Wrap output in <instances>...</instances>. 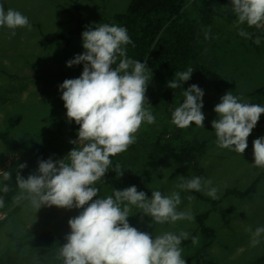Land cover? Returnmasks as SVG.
<instances>
[{
    "label": "rangeland",
    "instance_id": "1",
    "mask_svg": "<svg viewBox=\"0 0 264 264\" xmlns=\"http://www.w3.org/2000/svg\"><path fill=\"white\" fill-rule=\"evenodd\" d=\"M75 2L80 9V24L94 25L117 24L114 16L124 12L130 0H5V8L20 11L31 23V30L18 27L15 35L11 37V30L0 27V130H8L14 142L24 147L23 150L11 152L0 142V169L10 171V182L15 181L16 166L19 163H26L24 169H19L20 174L26 178L37 168L38 159H47L50 156L61 159L75 147L69 141L76 139L79 125L74 121L70 122L66 117L58 85L66 78L78 77L82 71V64L72 67H66L65 64L74 54L83 52L81 33L73 38L67 50L62 49L61 43L47 47L44 45L45 35L55 36L78 26V22L64 12L72 11ZM237 27L251 33L252 39L256 37L255 26L236 24L228 0L217 14L214 24L206 30L208 39L204 38L202 43L201 62L222 76L226 92L230 91L246 102L264 104L262 93L252 96L257 90L264 92V51L261 41L255 44L252 39L239 36ZM260 30L264 31V27ZM202 89V112L205 116L203 128L191 123L182 129L187 138L207 142V153L199 156L197 161L204 169V178L211 179L212 186L217 188L218 199L215 200L219 203L211 207L209 201L199 200L177 188L176 185L182 182L181 177L186 179L192 172L187 169L173 176L178 169L177 163L157 154L153 149L156 133L166 123L171 126L173 124L171 113L169 116L158 101L161 93L151 78L145 95L151 105L148 107L156 118L155 123L142 122L134 133L135 143L121 152L120 158L126 170L136 177V183L140 187H137L138 191L143 190L147 196L151 195L152 190H159L164 194L178 191L181 203L177 210L190 211L194 219L157 223L151 221V217L139 213L140 210L135 206H130L131 216L127 219L131 226L154 236L165 231H185L189 236H198L197 245L194 246L191 242L182 247V256L186 263L199 251L202 256L218 264H251L264 254V238H261L258 245L251 247L250 233L245 231L246 226L255 229L264 225V167L252 164V140L264 135V129L255 131L242 154L219 148L210 123L216 119L213 108L219 99L215 98L209 87L204 86ZM182 101L183 96L180 93L173 96L171 105L177 107ZM261 115L264 116V113ZM16 116H20V121L10 129L8 121ZM76 147L81 145L77 144ZM34 155L36 157L30 164ZM258 176L261 178L256 191L245 199L222 198L224 189L244 190ZM96 185L100 197L111 195L112 189L128 187L114 180L107 172ZM204 191L198 193L208 197ZM208 198L212 200L211 197ZM78 211L75 208L64 209L57 206H42L34 211L26 201L17 203L14 199L8 212L0 214V254L9 243L8 233L22 235L39 226L49 214L60 215L58 229L64 240L70 231L67 221L77 215ZM202 212H208L206 225L214 231V238L208 247H204L206 239L195 223L196 214ZM23 264L51 263L48 261L46 249L38 247L29 253ZM189 264L201 262L192 259Z\"/></svg>",
    "mask_w": 264,
    "mask_h": 264
},
{
    "label": "clouds",
    "instance_id": "2",
    "mask_svg": "<svg viewBox=\"0 0 264 264\" xmlns=\"http://www.w3.org/2000/svg\"><path fill=\"white\" fill-rule=\"evenodd\" d=\"M229 3L237 25L264 27V0H229ZM0 27L11 30V37L18 27L31 30V23L26 15L5 8V0H0ZM237 34L252 39V34L243 28L237 27ZM204 35L208 39V33ZM81 39L83 52L74 54L65 64L66 67L82 64V71L78 77L66 78L58 85L66 117L79 125L76 139L69 141L75 147L61 159L51 156L38 159L37 168L26 178L19 172L26 163H19L15 202L26 201L34 211L42 206L79 210L67 221L70 231L58 251L61 264H186L181 242L188 239L189 233L165 231L154 236L131 226L127 219L131 216L130 206H135L139 213L157 223L193 220L190 211L177 210L181 203L178 191L164 194L152 190L147 196L130 185L112 189L111 195L98 196L96 182L111 169L110 157L135 143L134 133L142 122L155 123L145 95L152 76L146 62L126 55L125 45L135 47V44L124 26L90 24L81 32ZM252 42L259 44L260 37ZM192 72L188 68L175 73L178 79L168 81L167 87L177 88L179 82L190 79ZM182 96L183 101L171 113V123L177 128H187L191 123L203 128L204 90L190 84ZM213 111L216 119L210 123L216 145L242 154L247 148V138L264 113V104L246 102L228 91L219 98ZM77 144L81 147L77 148ZM252 150V164L264 167V135L252 140ZM11 178L10 171L0 169V193L9 191L5 182ZM181 181L176 185L180 190H205V195L218 199V190L211 179L192 176L181 177ZM3 206L0 196V207ZM245 231L250 233L251 247L264 238V225L255 229L246 226ZM198 241V236L191 237L194 246Z\"/></svg>",
    "mask_w": 264,
    "mask_h": 264
},
{
    "label": "trees",
    "instance_id": "3",
    "mask_svg": "<svg viewBox=\"0 0 264 264\" xmlns=\"http://www.w3.org/2000/svg\"><path fill=\"white\" fill-rule=\"evenodd\" d=\"M227 2L228 0H130L126 10L114 16L115 22L127 29L128 35L135 44V47L125 45L126 55L135 60L146 62L150 76L161 93V99L158 101L169 116L176 107L171 105L173 96L182 93L184 88L190 84H197L200 88L209 87L215 98L218 99L226 93L222 76L201 62V49L206 30L214 24L217 14L221 12ZM64 12L77 21L78 26L66 33L55 36L45 35V47L61 43L62 49L67 50L73 38L79 35L86 26H89L80 24V9L76 2L73 3L72 11L65 10ZM254 34L256 37H260L264 51V31L257 29ZM188 68L193 69L188 81L179 82V86L175 89L167 87L168 81L178 79L175 73ZM261 93L264 95V92L257 90L252 96ZM19 121L20 116L11 118L8 121L9 128H14ZM262 129H264V116L261 115L247 141L253 137L256 130ZM0 142L7 151L24 149L22 145L14 142L8 130H0ZM153 149L157 154L166 156L177 163L178 169L173 176L188 169L192 175L187 178L204 177V169L198 164L197 158L207 153L206 141L189 139L182 128L166 123L156 133ZM120 156L121 153H118L110 157L112 164L107 173L119 183L128 186L135 185L140 188L136 183V177L126 170ZM35 157L36 155L30 160V164ZM117 164L119 168L115 167ZM260 178L259 176L255 178L244 190L224 189L222 198L245 199L256 191ZM8 184L9 191L0 193L4 200V206L0 207V214L8 212L19 191L15 181ZM185 192L196 196L195 198L199 200L209 201L211 207H215L219 203L218 200H210L195 190H185ZM207 216L208 212L198 213L195 216L197 228L206 239L204 247H208L214 238V231L206 225ZM59 219L60 215L49 214L39 226L22 235L8 233L9 243L0 254V264H23L29 253L38 247L46 249L47 258L51 264H61L58 251L65 241L58 229ZM192 236L195 234L182 240L181 247L189 245ZM192 259L200 260L201 264H218L202 256L199 251L186 264H189ZM251 264H264V254Z\"/></svg>",
    "mask_w": 264,
    "mask_h": 264
}]
</instances>
